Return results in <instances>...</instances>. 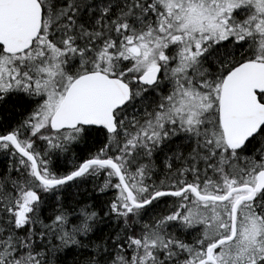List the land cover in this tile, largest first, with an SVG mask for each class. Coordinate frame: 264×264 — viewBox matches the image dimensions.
Masks as SVG:
<instances>
[{
	"label": "snow or ice",
	"instance_id": "snow-or-ice-1",
	"mask_svg": "<svg viewBox=\"0 0 264 264\" xmlns=\"http://www.w3.org/2000/svg\"><path fill=\"white\" fill-rule=\"evenodd\" d=\"M0 156V264H264V0H0Z\"/></svg>",
	"mask_w": 264,
	"mask_h": 264
},
{
	"label": "trees",
	"instance_id": "trees-1",
	"mask_svg": "<svg viewBox=\"0 0 264 264\" xmlns=\"http://www.w3.org/2000/svg\"><path fill=\"white\" fill-rule=\"evenodd\" d=\"M2 114L5 115V116H8L9 119L18 116V114L15 113V112H13V113L11 114V116H9L7 112H4V113H2ZM90 149H91V144H80V145L76 146V147L74 148L73 151H74L77 155H79V156H85V155H87V153H88V151H89ZM93 150H94V149H93ZM61 163L64 164V166H66V167H70V166H71V161H70V160L67 161V162L62 161ZM6 165H7V160H6L3 156H0V170H3V169L5 168ZM90 194H91L94 198H96V203H97V204H100L103 200H106V199L108 198L107 196H99V197H97L96 193H93V192H92V185H91V183L82 186V195H83V196H88V195H90ZM99 227L102 229L103 233H106V232L109 230L108 227H106V226L103 225V224L100 225ZM101 235H102V233H101V232H98V233L96 234V237H94V239L97 238V237H99V236H101ZM69 259H71V256L69 257Z\"/></svg>",
	"mask_w": 264,
	"mask_h": 264
}]
</instances>
